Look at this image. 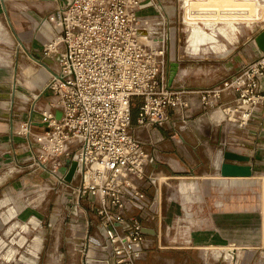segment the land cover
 <instances>
[{
	"label": "built area",
	"instance_id": "1",
	"mask_svg": "<svg viewBox=\"0 0 264 264\" xmlns=\"http://www.w3.org/2000/svg\"><path fill=\"white\" fill-rule=\"evenodd\" d=\"M152 1L64 0L40 23L51 26L37 61L51 70L44 87L51 99L40 114L46 126L37 140L66 156L75 152L68 160L76 163L73 177L88 207L79 205L88 228L84 264H149L144 230L162 223L165 183L153 171L156 153L135 127H161L169 110L186 105L185 92L167 88L177 31L166 11L144 12ZM227 87L236 100L223 113L245 128L264 111V53L231 80L202 91V103L218 100Z\"/></svg>",
	"mask_w": 264,
	"mask_h": 264
},
{
	"label": "rangeland",
	"instance_id": "2",
	"mask_svg": "<svg viewBox=\"0 0 264 264\" xmlns=\"http://www.w3.org/2000/svg\"><path fill=\"white\" fill-rule=\"evenodd\" d=\"M56 1L4 0L15 35L0 3V264H66L65 258L72 259L71 262L77 258L73 257V251L78 250L80 257L87 251L82 231L85 220L79 207L87 203L86 196L81 197L78 192L75 177L66 181L60 173L75 152L66 156L64 151L52 150L48 142H38L37 137L44 130L34 124L39 123L40 114L45 112L51 99L50 93L44 90L47 77L41 81L37 76L47 72L42 66L44 61H37L44 53L45 42L40 23L53 12ZM225 8L243 14L225 18L220 15ZM158 9L168 13L169 22L176 28L174 48L182 50L187 45L190 10L213 12L198 15L192 21L207 33L214 32L217 42L212 43L216 47L212 50L220 51L222 46L225 51V44L238 40L245 62L253 55L252 51L258 53L256 56L261 53L254 39L264 30V0H153L144 12L156 16ZM212 44L207 41L195 55ZM192 53L195 52L191 51L190 59L198 61L184 63L190 72L179 82L189 88L187 92L193 91L194 85H209L199 68L210 56L192 58ZM24 67L35 78L34 75L24 77ZM192 95L195 94L187 96ZM189 99L185 101L187 106ZM139 103L140 99L133 101V120ZM207 146L199 147L198 157L203 165L198 170L168 173V180L162 177L166 220L162 223L160 244H154L158 250L154 248L153 254L147 257L149 264H203L200 257L210 248V241L205 243L202 238H195L191 225L203 229L210 211L218 210L209 206L219 203L228 209L229 237L223 242L233 247L226 251L253 248L256 252L253 264H264V178L256 175L238 183L223 180L219 174V158L212 160ZM236 215L244 223L243 232L239 226L236 233L235 224H230Z\"/></svg>",
	"mask_w": 264,
	"mask_h": 264
},
{
	"label": "crops",
	"instance_id": "3",
	"mask_svg": "<svg viewBox=\"0 0 264 264\" xmlns=\"http://www.w3.org/2000/svg\"><path fill=\"white\" fill-rule=\"evenodd\" d=\"M63 1L57 0L53 11ZM219 48L220 51H214L212 48L206 47L203 52L197 53V55H195L196 53H192L194 56L192 58L203 55L210 56L204 59V66L199 68L201 72H197L202 73L204 78L209 81V85L191 86L193 91L189 90L190 92H188L195 95L189 97L187 96L189 93L186 91L189 88L179 83L185 77V74L190 72L183 65L185 62L188 63V61L195 62L198 60L190 59L189 54H191V51L186 46L182 50L172 47L170 59L179 63V71L172 89L174 91L185 92V101L187 98H191L188 101L189 105L176 111L169 110L168 121L161 127H154L153 129L135 127V135L144 144L145 148L149 151L153 150L156 153L157 164L153 167V171L161 180H163L162 177L164 180H168V177H170L168 173L181 174L184 171L198 170L203 165V162L198 157L199 147L206 144L211 149L209 153H212V160L219 158V164L221 163L222 152L225 149L248 155L250 157L249 163L253 168V176H261L262 180L264 178V111L258 113L252 119L250 125L240 128L223 113V108L233 106L236 100V94L231 87L225 88L218 100L211 98L207 105H204L201 101L203 89H212L223 81L231 80L244 64L257 58L258 55L256 56V54L258 53L252 51L253 55L245 62L243 47L238 40H235L231 44H225V51L222 46ZM189 69L193 68L190 67ZM192 72L195 74L194 70ZM220 105L222 107L218 108ZM215 107L217 109L213 110ZM133 124L135 125V121ZM209 160L211 159L209 158ZM148 172H152V170L148 169ZM84 206L88 209L86 204ZM209 208L218 210L215 212L210 211L209 221L205 222L203 229L191 225V232L195 234L194 236H197L195 238H202L205 243L208 240L210 241V248L207 252L205 251L202 258L200 257L203 264H253L256 256L253 248L232 249L233 260L227 257L226 249L233 247L223 242L229 237L227 235L229 223L227 217L228 209H225L227 207L222 203L210 205ZM88 218L92 221L93 226L97 223L91 211H89ZM165 220L166 218L162 214V223ZM162 223L159 227L158 224H154L152 225L153 229L148 230L151 232V234L148 233L149 235L146 239L149 254H153L154 248L157 249V247H154V244L157 242L160 244L163 230ZM230 224H235L236 233L239 226L241 232H243L244 223L242 220H238L237 215ZM93 229L94 227L89 229L91 234L94 231ZM87 230V227L82 230L83 239ZM212 247L216 248L212 249ZM158 248L161 249L159 245ZM76 252L78 250L72 252L73 257H80ZM77 258L73 259V262H71L72 259L68 261V258H65L66 264H69V262H71L70 264H84L83 255L80 259Z\"/></svg>",
	"mask_w": 264,
	"mask_h": 264
},
{
	"label": "water",
	"instance_id": "4",
	"mask_svg": "<svg viewBox=\"0 0 264 264\" xmlns=\"http://www.w3.org/2000/svg\"><path fill=\"white\" fill-rule=\"evenodd\" d=\"M0 3L2 6L4 15L6 17L7 23L11 31L14 34L13 28L11 27L10 22H9V17L7 16V10L4 4V0H0ZM15 37L17 41L21 43L19 38L17 36ZM254 42L256 44L257 49L261 53H264V30L255 37ZM42 66L46 68L47 70H49L46 65H42ZM178 71H179V63L175 61H170L168 63V74H167V88L169 90L172 89V85L175 81ZM15 72H16V68H15ZM59 117H60V114L56 113V118H59ZM34 124L39 127L46 126L45 124H40V123H34ZM249 162H250V157L248 155H243L241 153L225 149L222 152V156H221L219 174L221 177H224V178H251L253 177V168ZM73 163L74 162H70L68 160L66 162V166L61 168L60 173L62 175L68 173L70 168L67 169V166H71ZM144 232L147 234L148 233L151 234V232L148 230H144Z\"/></svg>",
	"mask_w": 264,
	"mask_h": 264
},
{
	"label": "bare ground",
	"instance_id": "5",
	"mask_svg": "<svg viewBox=\"0 0 264 264\" xmlns=\"http://www.w3.org/2000/svg\"><path fill=\"white\" fill-rule=\"evenodd\" d=\"M224 6H228V5H224ZM239 10H234V9H230V8H225L223 9L221 12H220V15H222L223 17L225 18H228L229 16H232V17H235L239 14H243V13H240L238 12ZM201 14H213V12H206V13H200V12H195V11H188V20H190L189 22V25H191V28L188 32V36H187V41H186V48L190 51H193V52H197L198 50H201V47L203 45L206 44L207 41H209L211 44H215L217 41L215 40V34L214 32H212L211 34L207 33L206 31H204L203 28L201 27H198V26H195V23L192 22L193 20L196 19V17H198V15H201ZM43 28H44V32H45V36H47V32H51V26L48 24V23H44L43 25ZM213 44L211 46H209L208 48H212V49H216L215 46H213ZM7 45V44H6ZM10 45V44H9ZM31 59V58H30ZM32 60V59H31ZM33 61V60H32ZM44 68V67H43ZM46 69V68H45ZM47 70V69H46ZM43 71V70H42ZM22 74L24 77H30V76H33L34 74L32 73V71L27 68V67H24L23 70H22ZM39 76V79L41 81L45 80L46 77L48 79L49 77V71L47 70V72L43 71V73H41L40 75H37ZM27 78V79H28ZM31 78V77H30ZM33 78V77H32ZM34 78H35V75H34ZM37 98V96H36ZM186 105V102L185 104ZM211 154V153H210ZM213 157V156H212ZM76 163L74 162L71 166H70V170L68 173L64 174L63 176L65 177L64 179L66 181H71L73 175H74V172L76 170ZM45 169V167H44ZM221 177V176H220ZM223 178L224 180L226 179H230V181L232 182H235V183H238L239 180H245V179H250V178H224V177H221ZM252 178V177H251ZM83 209V207H82ZM231 250L232 249H228L226 251V254H227V257L230 258L231 260H233V257H232V254H231Z\"/></svg>",
	"mask_w": 264,
	"mask_h": 264
},
{
	"label": "trees",
	"instance_id": "6",
	"mask_svg": "<svg viewBox=\"0 0 264 264\" xmlns=\"http://www.w3.org/2000/svg\"><path fill=\"white\" fill-rule=\"evenodd\" d=\"M133 106V105H132ZM138 106H139V104H138ZM138 109V108H137ZM137 109H136V113H137ZM132 114H133V107H132ZM135 118H136V116H135ZM135 118H134V120L132 119V121L134 122L135 121Z\"/></svg>",
	"mask_w": 264,
	"mask_h": 264
}]
</instances>
